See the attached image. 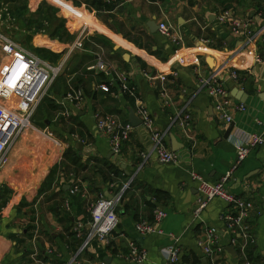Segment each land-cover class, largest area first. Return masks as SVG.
Here are the masks:
<instances>
[{
    "label": "crops",
    "instance_id": "obj_1",
    "mask_svg": "<svg viewBox=\"0 0 264 264\" xmlns=\"http://www.w3.org/2000/svg\"><path fill=\"white\" fill-rule=\"evenodd\" d=\"M224 12L264 35V0H0V32L61 68L49 88L56 108L44 111L51 121L45 116L42 129L31 123L23 130L0 168V264H169L166 251L172 247L179 249L176 264H213L199 247L209 227L224 247L219 264L242 263L241 236L230 245L227 203L214 199L198 219L192 215L198 200L193 175L209 183L222 181L234 166L236 144L264 135V40L257 39L251 49L262 62L249 69L242 56L247 52L243 35L217 21ZM161 23L183 36L182 50L160 34ZM152 24L157 31L149 29ZM80 36L82 47L76 48ZM8 60L0 46V70ZM230 66L239 73L236 81ZM119 76L135 88L136 100L121 92ZM209 78L222 83L233 104L240 103L231 96L235 88L248 95L243 112L229 113V124L218 119L214 100L201 86ZM103 85L107 92L100 90ZM77 90L84 96L78 107L65 101ZM138 103L171 152L170 136L182 146L174 153L176 163L157 161L151 133L143 126L131 127L119 154L112 136L97 129V118L109 115L129 124L128 112L138 117ZM186 114L190 120L184 124ZM55 166L54 180L41 194ZM126 186L108 244L94 241L72 262L82 245L71 237L75 225L89 221L90 207L100 196L111 198ZM226 188L253 204L246 226L254 242L246 255L253 264H264V145L249 151ZM31 205L33 219L23 214ZM156 210L166 213L158 226L162 234L139 235L136 224H152ZM28 227L33 228L30 239ZM132 244L147 254L143 263L121 258Z\"/></svg>",
    "mask_w": 264,
    "mask_h": 264
},
{
    "label": "built area",
    "instance_id": "obj_2",
    "mask_svg": "<svg viewBox=\"0 0 264 264\" xmlns=\"http://www.w3.org/2000/svg\"><path fill=\"white\" fill-rule=\"evenodd\" d=\"M3 12H7L6 9ZM2 16V15H1ZM0 16V21L2 17ZM217 21L220 24H228L235 34H241L244 38V51L250 53L254 58V63L262 62V59L255 57L252 48L257 39L264 40L262 32H253L249 22L236 20L232 18L228 12L218 16ZM0 30L2 28L0 27ZM160 34L170 40L178 51L184 48V38L177 31L175 26L169 23L159 24ZM84 33V32H83ZM82 33V35H83ZM84 38L82 36L74 44L76 48H81ZM1 51L9 60L2 66L0 70V168L5 164L7 155L14 146L16 140L23 130L31 127V120L35 114L37 107L40 105L44 97L48 94V90L60 73V67H51L46 62L40 60L35 55L26 52L6 35L0 32ZM254 51V50H253ZM103 65L99 64L98 69L103 70ZM230 78L236 81L239 77L233 66H230ZM175 77V74H171ZM160 81H166L165 76L160 77ZM117 84L121 92L136 100L135 88L129 86L125 76H119ZM201 86L205 89L206 94L214 100V110L219 120L230 123L232 121L229 113L243 112L244 104H233L232 99L225 87L216 78L201 80ZM101 91L107 92L108 86L100 87ZM162 88V96L166 97ZM83 94L80 90L69 93L65 101L78 107L83 103ZM137 115L142 121L143 127L151 133V140L154 145L153 153L157 161L161 164H174L177 157L171 152L164 143V137L153 131L152 120L146 108L138 103ZM190 120L189 115L183 117V123L187 124ZM97 129L107 135L112 136V148L116 154L120 152V143L127 140L132 130L129 124H122L115 116H103L97 118ZM264 127V124H263ZM264 145V135H251L248 144H236V159L233 168L222 181L218 183H209L202 178L193 175V179L198 182V200L193 210V217L198 219L209 203L214 199H221L230 207V214L225 218L227 221V230L231 234L230 245H237L236 236H241V264H253L246 255V247L254 241L249 236L246 226V220L253 212V204L243 197L231 194L226 183L232 173L243 163L248 156L249 151ZM148 158L143 155L142 158ZM127 186L118 194L111 196L110 199L100 196V198L90 207V219L87 223H77L73 228L77 238H82V245L74 254L72 262L77 260L84 254L88 246L96 241L108 244L110 237L118 227L117 209L123 200V192ZM72 193L77 192L75 188ZM166 217V213L156 210L153 213V223L141 221L135 226L136 232L141 235L162 234L158 226ZM199 247L207 258L213 264L220 263V256L224 253V247L218 243V234L214 228H206L204 238L199 242ZM36 257V253L33 255ZM169 264H176L179 259V249L176 247L169 248L166 251ZM121 258L133 263H143L147 259V254L141 251L134 244L129 246L128 253L121 255ZM104 264V263H101Z\"/></svg>",
    "mask_w": 264,
    "mask_h": 264
},
{
    "label": "water",
    "instance_id": "obj_3",
    "mask_svg": "<svg viewBox=\"0 0 264 264\" xmlns=\"http://www.w3.org/2000/svg\"><path fill=\"white\" fill-rule=\"evenodd\" d=\"M152 25H154V24H152ZM148 27L152 32H155L158 30V25H156V26L154 25L152 27H151V25H149ZM242 56L247 62V67L249 69H251L254 65L253 56L248 52L244 53ZM231 96L242 104H245L247 99H248V95L245 94L243 91L238 90L237 88H235L233 90V92L231 93ZM128 122L133 129H137L139 127L141 128L143 126L142 121L134 114L133 110H129V112H128ZM229 132L230 131L228 130V132L225 136L226 138L228 137ZM170 139H171V144H172V151H173V153L178 155L179 152L183 150L182 146L177 145L173 136H170ZM108 199H110V197H108Z\"/></svg>",
    "mask_w": 264,
    "mask_h": 264
},
{
    "label": "trees",
    "instance_id": "obj_4",
    "mask_svg": "<svg viewBox=\"0 0 264 264\" xmlns=\"http://www.w3.org/2000/svg\"><path fill=\"white\" fill-rule=\"evenodd\" d=\"M81 20H83V18L81 19ZM84 48V47H83ZM238 73V72H237ZM238 75H239V73H238ZM56 81H58V77L55 79V81L53 82V84H52V86L55 84V82ZM52 88V87H51ZM51 91V89L49 90V92ZM130 102H131V104L133 103V100H131L130 99ZM40 108H43L45 111L46 110H48V114L51 112V111H54V109L56 108L55 106H54V104L51 102V100L50 99H45L43 102H42V104H41V106L39 107V109ZM55 170H56V166L54 167V169H53V171L48 175V177L46 178V181H45V185H43L42 186V188H41V194L42 193H44V192H46L47 190H49V188H50V186H51V184H52V182H53V180H54V175H55ZM46 182L48 183V185L46 184ZM23 205H25L24 203H22L21 205H20V207L19 208H22L23 207ZM19 213L21 214L22 213V210H19ZM24 215H26V216H29L30 218H32L33 219V216H34V210H33V205H31V206H29V209L26 211V212H24L23 213ZM31 228L32 227H28L26 230H27V235H28V238L30 239V237H31V231L33 230V228H32V230H31ZM30 229V230H29ZM71 237L76 241L77 239H79V243L81 244V241H82V238H77L76 237V233L74 232V231H72L71 232ZM78 243V244H79ZM79 244V245H80ZM28 255H29V253H28Z\"/></svg>",
    "mask_w": 264,
    "mask_h": 264
},
{
    "label": "rangeland",
    "instance_id": "obj_5",
    "mask_svg": "<svg viewBox=\"0 0 264 264\" xmlns=\"http://www.w3.org/2000/svg\"><path fill=\"white\" fill-rule=\"evenodd\" d=\"M15 15H13V19H12V21L17 25V17L15 16ZM48 28H49V26H48ZM52 67V66H51ZM50 98V95H49V91H48V94L44 97V99L43 100H45V99H49ZM41 106V105H40ZM39 106V107H40ZM39 107H37L38 109H37V111L35 112V114H34V116H33V118H32V120H31V123H32V125L33 126H37L38 128H43L44 127V125H45V123H44V120H42L45 116H46V118L48 119V121H51V119H50V116H47L46 115V113L44 112L45 110L43 109V108H40L39 109ZM34 121V122H33ZM53 124V126H57L58 125V121L57 122H54V123H52Z\"/></svg>",
    "mask_w": 264,
    "mask_h": 264
}]
</instances>
